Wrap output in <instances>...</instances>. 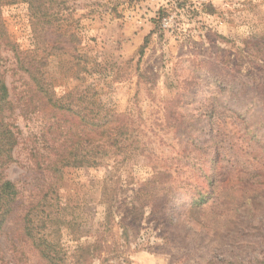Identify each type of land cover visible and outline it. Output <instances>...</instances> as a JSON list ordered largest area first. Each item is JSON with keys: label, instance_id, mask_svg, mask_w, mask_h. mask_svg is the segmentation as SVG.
I'll list each match as a JSON object with an SVG mask.
<instances>
[{"label": "rangeland", "instance_id": "obj_1", "mask_svg": "<svg viewBox=\"0 0 264 264\" xmlns=\"http://www.w3.org/2000/svg\"><path fill=\"white\" fill-rule=\"evenodd\" d=\"M41 10L56 17L35 24L22 0L0 3L16 49L49 56L44 89L61 106L35 97L2 47L20 135L4 172L19 200L0 264H47L36 238L60 264H264V0ZM107 111L121 115L127 154L52 175L54 161L90 150L89 123Z\"/></svg>", "mask_w": 264, "mask_h": 264}, {"label": "trees", "instance_id": "obj_2", "mask_svg": "<svg viewBox=\"0 0 264 264\" xmlns=\"http://www.w3.org/2000/svg\"><path fill=\"white\" fill-rule=\"evenodd\" d=\"M3 1L4 0H0V3ZM22 2H25L32 11V18L36 24L41 22L45 17L54 18L55 14L51 13L48 15L41 10L44 7L45 2L48 3L49 10L52 5L64 3V0H59V2H57V0H22ZM4 32V25L0 19V232L8 218L18 207L17 202L19 200V191L14 183L6 179L4 172L9 165L14 163L13 151L19 144L20 135V131L11 120L15 107L13 102L10 100L4 72L1 71L2 47L3 51L8 50L13 53V57L16 62V69L22 74H26L27 77L31 79L35 87V92L33 93L35 94V97L40 95L48 97V102L52 109H61V106L57 105L58 101L55 99L54 95L52 93L48 94L47 90L44 89L46 86H49V84L43 79V73L41 70L47 63L49 56H40L33 53L30 54L21 52L16 49L14 44L11 43ZM60 35H55V37L60 38ZM67 111L71 110L67 109ZM120 116L121 115L110 113V111L105 112L102 116H94L89 123L91 131L89 138L90 150L84 155L69 152L67 158L62 157L53 162L54 165H52L50 173L57 176L62 167L79 168L89 166L92 168H98L108 160L113 159L115 161L119 156L126 155V147L128 146L126 145V141L128 139L127 130L124 128L123 121L120 120ZM49 133L50 132L47 129L46 134ZM55 140V137H52L49 141L54 142ZM44 144H47V142L44 141ZM50 151H54V156H57L56 148L54 149L52 147L50 148ZM124 159L125 158H122L118 161L122 162ZM204 203L205 200L201 199L195 204L201 205ZM31 231L32 228L26 232V235L29 237H35L32 235ZM34 245L39 251L41 258H43L47 264H60L58 259L59 252H56L55 248L51 247L41 238H36V240L34 239ZM86 251V254H88L89 248H87ZM75 264L82 263L77 261Z\"/></svg>", "mask_w": 264, "mask_h": 264}]
</instances>
